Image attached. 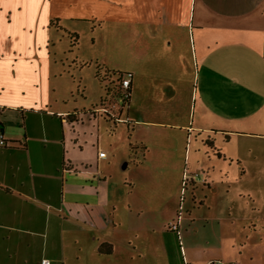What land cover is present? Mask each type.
<instances>
[{
  "label": "rangeland",
  "instance_id": "obj_1",
  "mask_svg": "<svg viewBox=\"0 0 264 264\" xmlns=\"http://www.w3.org/2000/svg\"><path fill=\"white\" fill-rule=\"evenodd\" d=\"M10 1L13 6L30 4L34 21L25 31L30 51L43 60H35L36 68L50 71L51 84L69 104L85 108L81 129L90 134L91 152L114 150L103 171H109L114 184L125 177L130 189L119 230L125 239L139 229L141 254L130 264H264V200L256 202L248 194L251 187L241 172L245 158H253L260 147L253 134L264 133V121L259 113L248 116L251 107L243 97L233 99L228 57L217 75L207 69L209 59L196 61L191 37H197V24L207 19L204 34L212 38V12L204 16L197 0H190L176 16L188 20L191 61L187 75L182 72L173 82L179 94L172 96L155 77L164 72L170 53L164 28L134 22L164 20V10H132L128 0ZM8 18L16 30L24 11L13 8ZM99 68L100 74L133 69L144 80L151 70L149 83L139 81L127 106H117L121 119L99 113L92 119L88 113L116 79L100 81Z\"/></svg>",
  "mask_w": 264,
  "mask_h": 264
},
{
  "label": "crops",
  "instance_id": "obj_2",
  "mask_svg": "<svg viewBox=\"0 0 264 264\" xmlns=\"http://www.w3.org/2000/svg\"><path fill=\"white\" fill-rule=\"evenodd\" d=\"M128 2L132 10L167 12L164 20L145 17L134 22L164 28L170 53L164 72L157 71L155 77L176 96L179 85L173 82L182 72L187 75L191 61L188 20L176 16L189 7L190 0ZM197 5L204 16L212 12L213 36L205 37L207 19L197 24V37H191L197 44L196 61L209 59L207 69L212 67L210 71L217 75L228 57V72L235 83L233 99L243 97L251 107L248 116L259 113L263 122L264 0H197ZM13 8L24 11L16 30L6 20ZM33 19L30 4L13 6L10 0H0V132L6 142L0 146V264H40L44 258L50 264H130L141 254L139 229L125 239L119 237L122 203L130 189L126 190L125 177L114 184L109 171H103V164L110 163L111 147L102 156L99 149L97 154L91 152L90 134L81 129L85 108L79 112L69 104L63 91L51 84L50 71L37 70L35 60H43L30 51L25 31ZM193 53L195 57V48ZM128 71L130 101L142 84L139 81L149 83L151 70H146L145 80L133 69ZM99 103L88 111L92 119L102 114ZM253 137L263 149L253 153L255 163L252 157L245 158L241 172L251 187L248 194L257 202L259 197L264 200V133ZM235 160L241 163L238 154ZM260 207L264 209L263 204ZM101 244L106 245V253L98 251Z\"/></svg>",
  "mask_w": 264,
  "mask_h": 264
},
{
  "label": "trees",
  "instance_id": "obj_3",
  "mask_svg": "<svg viewBox=\"0 0 264 264\" xmlns=\"http://www.w3.org/2000/svg\"><path fill=\"white\" fill-rule=\"evenodd\" d=\"M100 68L97 69V72H96V77L98 79H100V81L102 79H105V78H109V79H113L116 77L115 81L111 82V85L109 88L105 89L106 90V94L105 96L101 99L98 107L101 108L102 110V115L107 117V118H110V119H113V118H116L118 119L119 118V115L120 113L119 112H115V111H111V114L110 112L108 111H105V108H106V105L108 104L109 100L108 99H113L117 96H120L123 92H122V88L120 87V82H121V79L122 77L125 75L124 73H121V72H117L115 73L114 71H104L103 74H100ZM108 92V93H107ZM129 96H130V90L129 88L126 90V97L123 101V103L121 104L122 107L124 106H127L128 104V101H129ZM105 244H101L98 248V251L100 253H106L104 250H105Z\"/></svg>",
  "mask_w": 264,
  "mask_h": 264
},
{
  "label": "built area",
  "instance_id": "obj_4",
  "mask_svg": "<svg viewBox=\"0 0 264 264\" xmlns=\"http://www.w3.org/2000/svg\"><path fill=\"white\" fill-rule=\"evenodd\" d=\"M129 84H130V80L128 78L127 75H124L121 79V82H120V87L122 88V94L120 96H117L115 98H113L111 101L108 102V104L106 105V108H105V111H108V112H111V111H115L117 106H121V104L123 103L125 97H126V90L128 89L129 87ZM5 140L3 139L2 137V133L0 132V146H3L5 145ZM104 155L103 152H99V156H102ZM187 180L186 178L184 179V181ZM174 228L176 229V226L174 225H171L170 226V229L174 230ZM40 264H50V261L49 259H42L40 261Z\"/></svg>",
  "mask_w": 264,
  "mask_h": 264
}]
</instances>
